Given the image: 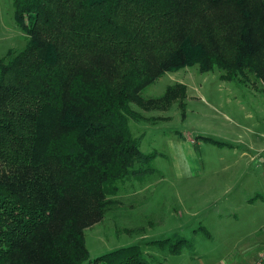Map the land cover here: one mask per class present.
Wrapping results in <instances>:
<instances>
[{
  "label": "trees",
  "instance_id": "1",
  "mask_svg": "<svg viewBox=\"0 0 264 264\" xmlns=\"http://www.w3.org/2000/svg\"><path fill=\"white\" fill-rule=\"evenodd\" d=\"M227 1L14 0L26 43L0 59V264H152L136 244L91 258L81 218L99 221L128 182L158 173L130 121L163 73L198 65L264 81V0H234L230 45L226 23L210 21ZM182 98L170 87L148 100ZM186 242L150 243L178 255Z\"/></svg>",
  "mask_w": 264,
  "mask_h": 264
},
{
  "label": "rangeland",
  "instance_id": "2",
  "mask_svg": "<svg viewBox=\"0 0 264 264\" xmlns=\"http://www.w3.org/2000/svg\"><path fill=\"white\" fill-rule=\"evenodd\" d=\"M231 1L212 5L210 19L213 27L226 23L228 45L235 43V19L242 16ZM15 15L14 0H0V59L25 46ZM221 73L198 65L168 71L135 98L145 107L131 103L137 118L131 130L142 134L144 153L156 154L158 173L128 182L99 221L85 225L83 214L91 258L136 244L152 264H264V243L249 247L264 236V201L244 206V193L264 194V81L248 71L236 80L221 79ZM170 87L184 88L183 106L181 100L149 102ZM178 237L187 240L178 255L150 243Z\"/></svg>",
  "mask_w": 264,
  "mask_h": 264
},
{
  "label": "crops",
  "instance_id": "3",
  "mask_svg": "<svg viewBox=\"0 0 264 264\" xmlns=\"http://www.w3.org/2000/svg\"><path fill=\"white\" fill-rule=\"evenodd\" d=\"M183 144H185V146H187L188 147V149L191 147V142L190 141H188L187 143L185 142V141H183ZM185 146H183L184 148H185ZM256 147H257V145H256ZM261 148H263L262 146L260 147V149ZM187 149V150H188ZM262 151H264V148L263 149H261ZM244 195H245V205L244 206H248V207H250V206H252V205H254V204H256L257 202H258V200L259 199H262L263 201H264V194L262 193H260V192H257V194L255 195L256 197L255 198H257V199H255V198H253V196H251L249 193H244ZM231 209V208H230ZM229 208L227 209V210H230ZM233 209H234V207L232 208V210H230L229 212L230 213H228L227 215H231L232 214V212L231 211H233ZM235 215V214H234ZM264 225L263 224H261V227L260 228H262ZM256 229V228H255ZM257 231L258 230H261V229H256ZM252 239V238H251ZM255 243V245H253V244H251V246H250V244H249V247L251 248V247H254V246H256V245H262L263 243H264V236H261V238H260V240H257V241H255L254 242Z\"/></svg>",
  "mask_w": 264,
  "mask_h": 264
}]
</instances>
